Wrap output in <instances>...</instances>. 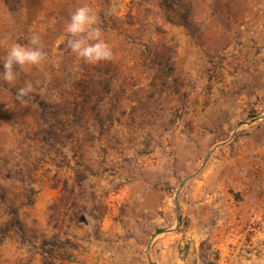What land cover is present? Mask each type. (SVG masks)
Listing matches in <instances>:
<instances>
[{
	"label": "rangeland",
	"instance_id": "1",
	"mask_svg": "<svg viewBox=\"0 0 264 264\" xmlns=\"http://www.w3.org/2000/svg\"><path fill=\"white\" fill-rule=\"evenodd\" d=\"M80 7L110 59L71 51ZM262 137L264 0H0V264H153L185 236L180 183L181 208L206 171L243 178Z\"/></svg>",
	"mask_w": 264,
	"mask_h": 264
},
{
	"label": "crops",
	"instance_id": "2",
	"mask_svg": "<svg viewBox=\"0 0 264 264\" xmlns=\"http://www.w3.org/2000/svg\"><path fill=\"white\" fill-rule=\"evenodd\" d=\"M244 147L251 163L245 176L235 168L228 183H215L204 172L181 203L184 238L162 240L153 264H264V171L251 168L264 154V138H247Z\"/></svg>",
	"mask_w": 264,
	"mask_h": 264
},
{
	"label": "clouds",
	"instance_id": "3",
	"mask_svg": "<svg viewBox=\"0 0 264 264\" xmlns=\"http://www.w3.org/2000/svg\"><path fill=\"white\" fill-rule=\"evenodd\" d=\"M94 19L89 8L80 7L71 14L70 22L66 25V32L72 37H76L69 41L71 51L88 62L110 59L112 55L110 48L100 42L99 29L92 27ZM30 43L35 47L13 45L8 51L3 62L2 78L5 81L9 83L15 81L14 69L17 66L37 65L43 60L44 53L39 46V37L33 36ZM31 91L32 85L28 83L19 90V95L24 96Z\"/></svg>",
	"mask_w": 264,
	"mask_h": 264
},
{
	"label": "water",
	"instance_id": "4",
	"mask_svg": "<svg viewBox=\"0 0 264 264\" xmlns=\"http://www.w3.org/2000/svg\"><path fill=\"white\" fill-rule=\"evenodd\" d=\"M193 175L185 178L181 183H180V186H179V189L177 191V195L175 197V200H174V203H175V206H176V214H177V225L179 224L180 222V206H179V203H178V194H179V191L181 190V188L184 186V184L187 182V180L189 178H191Z\"/></svg>",
	"mask_w": 264,
	"mask_h": 264
},
{
	"label": "trees",
	"instance_id": "5",
	"mask_svg": "<svg viewBox=\"0 0 264 264\" xmlns=\"http://www.w3.org/2000/svg\"><path fill=\"white\" fill-rule=\"evenodd\" d=\"M16 221V224H19L18 220L14 219Z\"/></svg>",
	"mask_w": 264,
	"mask_h": 264
}]
</instances>
